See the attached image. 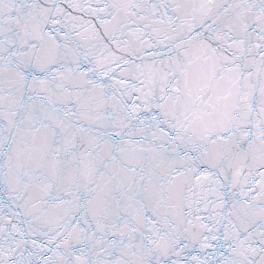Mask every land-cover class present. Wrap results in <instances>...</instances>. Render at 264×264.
Masks as SVG:
<instances>
[{"label":"snow or ice","instance_id":"6c2138e0","mask_svg":"<svg viewBox=\"0 0 264 264\" xmlns=\"http://www.w3.org/2000/svg\"><path fill=\"white\" fill-rule=\"evenodd\" d=\"M0 264H264V0H0Z\"/></svg>","mask_w":264,"mask_h":264}]
</instances>
